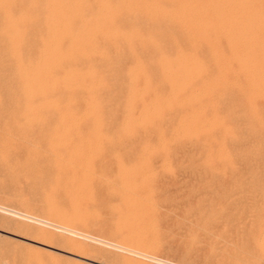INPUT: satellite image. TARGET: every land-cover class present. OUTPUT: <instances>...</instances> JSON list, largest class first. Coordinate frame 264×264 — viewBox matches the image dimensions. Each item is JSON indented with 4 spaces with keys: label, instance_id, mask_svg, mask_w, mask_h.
Wrapping results in <instances>:
<instances>
[{
    "label": "rangeland",
    "instance_id": "1",
    "mask_svg": "<svg viewBox=\"0 0 264 264\" xmlns=\"http://www.w3.org/2000/svg\"><path fill=\"white\" fill-rule=\"evenodd\" d=\"M48 1L57 0H0V264H264V243H261L264 240L260 238L264 235V228L261 229L264 227V121L261 117L256 123L257 119L251 115L248 99L243 95L249 83L240 75L239 66L220 64V59L227 56L224 39L215 42V36L209 35V31H204L206 34L202 37L198 35L200 29L194 27L185 42V50L199 56L205 68H210L212 79L200 75L202 81H198L195 89L199 102L189 108L188 114L187 107L166 110L162 105L159 117L141 121L139 111L143 103L152 101L150 98L161 102L163 97L169 96L170 92L159 85L163 80L157 83L153 94L146 93L145 82L129 86V76L117 86L112 83L122 81L130 66H140L147 72V78H154L150 76L155 74V67L146 60L149 49L141 51L145 42H134L139 30L156 32L155 27L146 25L160 20L159 14L146 10L149 0H129L126 5L136 13L124 12L118 0H110L113 25L130 23L121 31L122 40L110 37L103 29L89 30V19L82 24L75 21L83 15L88 18L90 11H97L91 7V1L58 0L59 8L68 4L74 9L68 32L59 26L58 13L61 16L62 12L58 5L51 13L45 10ZM211 1L200 2L205 14L209 13L207 6ZM255 7L263 18L264 0L256 1ZM237 10L239 8L231 7L228 12ZM47 12L54 16L48 25L43 19ZM9 16L19 29L22 17L26 20L27 26L23 27L30 36L21 55L13 48L16 33L5 20ZM35 18L40 19L38 24ZM53 34L62 38L59 51L50 43ZM124 38L133 43L128 45ZM163 38L154 36L160 44L159 50L169 51L171 46L162 43ZM197 38L201 42H196ZM208 50L217 52L218 58H210ZM49 51L47 66L51 71H47L46 76L54 86L46 90L60 91L65 86L69 93L39 99L35 94L42 83L36 82L31 74L35 68L43 66L40 54ZM27 66L29 74L23 73V67ZM219 68L222 71H218ZM22 73L29 75V80L35 84L28 103L23 95L26 88L19 79ZM81 75L94 77L97 88L87 92L90 79ZM211 82L212 87H209ZM101 87L105 88L101 90ZM234 87L242 91L238 93ZM131 92L135 95L124 104L125 95ZM142 94H147V101L144 97L143 102H137ZM69 96L76 97L78 103L70 101ZM90 98L99 101V107L92 111L83 107ZM187 98L185 96V103ZM53 101L57 103L55 111L46 107L53 105ZM255 108L259 117H264V106L258 103ZM130 110L135 116L124 124ZM182 114L201 117L178 133L179 129L174 127ZM60 120L64 123L57 126ZM213 122L217 126H213ZM255 124L261 126V132ZM134 165L139 170H135ZM128 176L136 179L127 180ZM122 177L128 182L132 180L130 186L122 182ZM134 180L136 186L132 184ZM121 183L128 184V188ZM72 184L75 185L71 187ZM82 185L91 191L87 194L83 187L86 194L82 193ZM72 197L75 202L69 204ZM81 205L85 211L83 223L60 227L57 222L60 214V218L75 217L71 207L81 212ZM120 217L123 221L128 219L126 224L131 223L134 228L130 229L129 224L123 228L122 219L117 223ZM134 218L138 222L141 219L144 226L142 222L141 226L132 223ZM115 224H120L121 228ZM120 233L133 238L130 242L115 240L113 236ZM143 233L154 238L151 241L159 246L153 243V248ZM135 235L142 238L137 248L133 245Z\"/></svg>",
    "mask_w": 264,
    "mask_h": 264
},
{
    "label": "bare ground",
    "instance_id": "2",
    "mask_svg": "<svg viewBox=\"0 0 264 264\" xmlns=\"http://www.w3.org/2000/svg\"><path fill=\"white\" fill-rule=\"evenodd\" d=\"M41 1V0H40ZM85 1H91L90 4L92 5L91 7H95V9L97 8V11H90L88 15V18H86V15H83L81 16L80 18L78 17L75 21L77 23H85V21H87L88 19V22H87V25H89V30H93V31H96V30H100V29H103L104 31L106 30V33L107 35H109L111 37L112 36H115L116 38H119V39H123L121 35V31H124L123 29L125 28V25L126 27L127 26H130V23H126V24H123V25H120L119 22V25L120 26H114L113 25V18H114V13L109 10V3H110V0H85ZM129 0H118L117 1V4L119 5H122V10L125 12L126 10L131 12V13H134L135 11L130 9L129 6H127V2ZM201 1L203 0H149L147 1V4H146V10L149 11L151 13V11H153V15L154 14H159L158 17L160 16V20L159 21H156V22H152V23H147V27H149L150 25L152 27H155L154 29L156 30V32H154V34L156 36H163V42L162 43H165V44H170L171 48L170 50H166V51H160L159 50V43H157V41L154 40V34H152V32H145L143 30H139L136 34V37L134 39V42L136 43H142V42H145V43H142V44H145L143 46H141L142 48L141 51H146V49H149V52L147 53V56H146V60L147 62H149L151 64L152 67H155V74H153V76H150V77H154L152 79H149L147 78V72L145 70H143L142 67H127L126 70H125V73H124V76H123V79L122 81H116V83H112L113 86H117L119 85V83L123 82V80L126 79L127 76L128 79H130V82L128 81L127 84L129 86H136V85H142L144 82L146 83V85H144L145 89H146V93L149 94H153L155 91H156V88H158V84H159V81L161 82V80H163V83L159 84L163 87L164 90L170 92V94H168L169 96H165L163 97L162 101L159 102V101H156L154 100L153 98H150L152 99V101L150 100L149 103H143V109L142 111H139V113L141 112V114H139V117L141 118V121L142 120H145V119H154L156 117H159L160 116V113H161V108H162V105L164 106L163 108L164 109H168V110H171L172 108H185L187 107L186 109L189 112L190 109L193 108V106L196 104V102L198 101V95H196V87L198 86V81L201 80V77L200 75H202L203 77L205 76L206 78H209L210 75H209V72H211L209 69L210 68H205L204 64H203V61H201V59L199 58V56H197L196 53H193L192 51H186L185 50V42L188 41L189 37L192 35L191 34V31L193 30V28L195 27L196 29H200V33L198 35H202V37H204V35L206 33H204V31H209V35H212V36H215L213 38L215 42H219V39H224V43H225V48H224V51H227V56H225L224 58H221L220 59V64H222V66L224 67V65L226 64H229V63H233L238 65L239 68L241 69V73L240 75L242 77H244L246 79V81L249 83L247 86V91H245L246 94H243L244 97H247L248 99V103L251 107V115L253 116V118L257 119L255 122L258 123L260 119V121L262 120L263 118V121H264V117L263 116H260L259 117V111L257 108V105L258 103H261L263 106H264V24H261L260 22L264 21V17L262 18L261 15H259L256 11V1L258 2V0H213L209 3V5L207 6L208 9H209V13H204L202 11V7L203 5L200 3ZM210 1V0H209ZM209 1L206 0V3H208ZM61 2V1H60ZM236 2V3H235ZM32 3V1H31ZM51 3V5H50ZM203 3V2H202ZM45 4H47V7H45V10H49L50 13L51 11H54V8L58 7L59 8V1H48L47 3L45 2ZM63 4V3H62ZM1 5V3H0ZM15 5V4H14ZM34 5V4H32ZM67 6L65 5H62L61 8H59V11L61 10V16H60V13H58L59 15V20L61 21V24H59V26H62L63 30L65 32H68L71 28V20H70V17L71 14L74 13V9L66 4ZM30 6V5H29ZM36 8H40V7H37L38 5H35ZM10 7V6H9ZM33 7V6H32ZM231 7H235V8H239V10L237 11H233V12H228V9L231 8ZM88 8V6H87ZM121 8V7H120ZM127 8V9H126ZM29 9V8H28ZM1 10V9H0ZM3 10H5L3 8ZM2 11V10H1ZM48 11V12H49ZM126 11V12H127ZM205 11V10H204ZM6 12V11H5ZM30 12V11H29ZM47 12V13H48ZM128 12V13H129ZM260 12V11H259ZM136 13V12H135ZM140 13V12H139ZM8 15V14H7ZM90 15V16H89ZM6 16V14H5ZM28 16V15H27ZM132 16V15H131ZM147 16V15H146ZM21 17V16H20ZM86 18V19H85ZM214 18V19H212ZM32 19V18H31ZM47 24H51V21L54 19V16L52 14H49L44 16L43 18ZM4 20V19H3ZM5 20L9 22L8 26L11 30H13L16 34L15 36V40H14V45H13V48L16 49L19 53V55H21V52L23 51L24 49V46L26 44V41L29 40V31L25 30V26L26 25V20L22 17V20L19 22V26L22 27L21 29L19 28H16L14 27V24H13V19H11V17L9 16L8 17V20L6 19L5 17ZM20 20V19H19ZM58 20V19H57ZM156 20V19H155ZM212 20H214V22L212 23ZM31 21V20H30ZM34 21V20H32ZM151 21H153L151 19ZM35 23H39L40 22V19L39 18H35ZM42 22V21H41ZM74 22V21H73ZM2 23V22H1ZM16 23V22H15ZM28 23H29V19H28ZM32 23V22H31ZM45 22H43L44 24ZM6 24V23H5ZM57 24V23H56ZM4 25V24H3ZM27 26V25H26ZM50 26V25H49ZM52 26V25H51ZM44 27V26H43ZM36 28V27H35ZM48 28V27H47ZM50 28V27H49ZM48 28V29H49ZM145 28V27H142V29ZM115 29V30H113ZM154 30V31H155ZM117 31V32H115ZM202 31V32H201ZM51 32V31H50ZM53 32V30H52ZM6 33V32H5ZM54 33V32H53ZM4 35V34H2ZM7 36V35H5ZM220 36V37H219ZM1 37V36H0ZM11 37V36H10ZM63 37V36H61ZM222 37V38H221ZM12 38V37H11ZM50 38V37H49ZM162 38V37H161ZM201 38V37H199ZM2 39V37H1ZM5 39V38H4ZM44 39V38H43ZM103 39V38H102ZM198 39V38H197ZM195 39V41L197 40ZM11 40V39H10ZM9 40V41H10ZM208 40V38H207ZM43 41V40H42ZM125 43H126V39L124 38L123 40ZM131 41V40H130ZM128 42V45H131L132 43L131 42ZM201 40L198 39L196 42H198ZM36 42V41H35ZM61 42H62V38H58L57 35L53 34L51 35V41L50 43H53V45L55 46V51L56 50H60L59 48V45H61ZM78 41L76 40L75 41V44L77 43ZM93 42V41H92ZM192 42V41H191ZM190 42V43H191ZM196 42H194L196 44ZM131 43V44H130ZM12 44V43H11ZM42 44H44V41L42 42ZM113 44V43H112ZM200 44V43H199ZM207 44V43H206ZM87 45H90V43H87ZM201 45V44H200ZM211 45V44H210ZM224 45V44H223ZM44 46V45H43ZM73 46V45H72ZM115 46V45H114ZM206 46H209V44H207ZM212 46V45H211ZM49 47V46H48ZM203 47V46H202ZM31 48V47H30ZM201 48V46L199 47V49ZM209 48V47H208ZM213 49V47H211ZM221 48V47H220ZM193 49V48H192ZM198 49V50H199ZM245 49V50H244ZM93 50V49H92ZM95 50V49H94ZM113 50L115 51L116 49L113 48ZM57 51V52H58ZM210 51V58H218L216 56V53L211 50H208ZM219 51V49H218ZM61 52V51H60ZM214 52V53H213ZM14 53V52H12ZM50 51L49 52H43L40 54V59L42 60V65L40 68L38 66V69L35 68V70L32 72L31 75H33V78L36 80V82H41L42 85H41V88L38 89L36 91V96L39 98V99H45L47 97H50L52 96V94H55V95H59V94H64V95H67L69 93V90L68 88H66L65 86H63L61 88V90H57V91H54L52 90L53 88H51V90H46L48 87H53L54 86V82L50 81L49 77L46 76V72L47 71H51V68H49L47 66L48 64V61H47V57L49 55ZM222 53V52H221ZM224 53V52H223ZM229 53V54H228ZM53 54V53H52ZM135 56V55H134ZM133 56V57H134ZM219 56V55H218ZM221 56V54H220ZM51 57V56H50ZM70 57V56H69ZM58 58V56H57ZM83 58V57H82ZM261 58V59H260ZM15 59V57H14ZM86 59V58H85ZM260 59L261 62H258ZM12 60V59H11ZM16 60V59H15ZM50 60V59H49ZM63 60V59H62ZM216 60V59H215ZM214 60V61H215ZM18 61V60H17ZM16 61V62H17ZM84 61V60H83ZM218 61V60H217ZM72 63V62H71ZM95 63V62H94ZM213 63V62H212ZM40 64V63H39ZM85 64V63H84ZM216 65H218V63H215ZM214 64V65H215ZM224 64V65H223ZM26 65V64H25ZM55 65V64H54ZM93 65V64H92ZM122 65V64H121ZM20 66V65H19ZM67 66V65H65ZM61 67V66H60ZM76 67V66H75ZM218 67V66H216ZM232 67V66H231ZM19 68V67H18ZM21 68V67H20ZM27 74L28 73V70H29V66L27 67H23ZM226 68V66H225ZM224 68V69H225ZM238 68V70H239ZM32 69V68H31ZM145 69V68H144ZM220 70L218 71H222L221 68H219ZM229 69V67H228ZM233 69V68H232ZM15 70V69H14ZM21 70V69H20ZM231 70V69H230ZM237 70V71H238ZM17 71V70H16ZM15 71V72H16ZM236 71V73H237ZM20 72V71H19ZM240 72V71H239ZM21 73V72H20ZM20 74L19 75V79H21L20 81L22 82L24 88L25 89V95L24 97H26V102L27 101H30L32 99V94H33V91H32V88L33 86V83L31 82V80H29L28 76L29 75H25L23 76L24 74ZM230 74V72H228ZM232 73V72H231ZM19 74V73H18ZM218 75H220L218 73ZM216 75V76H218ZM235 75V74H234ZM81 76H84V77H87V80L90 79V85L87 86L86 88V91L87 92H92L94 89L97 88L98 86V82L94 79V77H90L88 78V76L86 75H81ZM30 77V76H29ZM82 78V77H81ZM227 78V77H226ZM225 78V79H226ZM230 78V77H229ZM237 78V77H236ZM63 79V78H62ZM66 79V78H65ZM203 79V78H202ZM210 79H212L210 77ZM219 79V78H217ZM33 80V79H32ZM209 80V79H208ZM222 80V79H221ZM227 80V79H226ZM239 80V79H238ZM202 81V80H201ZM210 81V80H209ZM224 81V80H222ZM221 81V82H222ZM229 81V80H228ZM245 81V80H244ZM204 82V81H203ZM226 82V81H225ZM230 82V81H229ZM235 82V81H234ZM233 82V84H234ZM158 83V84H157ZM220 83V82H219ZM227 83V82H226ZM232 83V82H231ZM238 83V82H237ZM201 84V83H200ZM223 84V83H222ZM220 84V87L221 85ZM155 85V86H154ZM210 85V84H209ZM227 85V84H226ZM229 85V84H228ZM223 86V85H222ZM229 86H233V85H229ZM239 87V85H237ZM40 87V86H39ZM79 87V86H78ZM201 87V86H200ZM209 87H212V82H211V85ZM216 87H217V90L219 88V85H218V82L216 83ZM224 87V86H223ZM227 87V86H226ZM242 87V86H241ZM105 87H101L100 89H104ZM240 88V87H239ZM83 89V88H82ZM98 89V90H100ZM107 89V88H106ZM128 89V88H127ZM162 89V90H163ZM231 89V88H229ZM234 89H237V92L240 93V89H238L237 87H234ZM97 90V91H98ZM158 90V89H157ZM213 90V89H212ZM211 90V92H212ZM17 92V91H16ZM105 92V91H103ZM201 92V91H200ZM206 92L207 89H206ZM215 92V91H214ZM49 93V94H48ZM209 93V92H208ZM221 93V92H219ZM19 94V93H18ZM147 94H142L140 98H137V102L139 101H144V97L147 96ZM135 93H127L125 95V98H124V101L123 103L125 104V102L132 96H134ZM208 95V94H207ZM217 95V94H216ZM185 96L188 97L187 98V101L185 103ZM208 97V96H206ZM18 99V98H17ZM135 99V98H134ZM146 99V97H145ZM161 99V98H160ZM244 99V98H242ZM69 100L70 101H75V103H78L77 101V98L73 97L72 96H69ZM68 100V101H69ZM202 100V99H200ZM212 100V99H211ZM147 101V99H146ZM203 101V100H202ZM215 101V100H214ZM136 102V101H135ZM199 102V101H198ZM28 103V102H27ZM74 103V102H73ZM82 103V102H81ZM80 103V104H81ZM83 104V103H82ZM212 104V103H211ZM75 105V104H74ZM200 105V104H199ZM256 105V106H255ZM27 106V105H26ZM132 106V105H131ZM229 106V105H228ZM42 107V105H41ZM48 108H50V110H56L57 108V103L55 101H53V105L51 104V106H46ZM71 107V106H70ZM82 107V106H81ZM84 109H96L99 107V101L96 100L95 98H90L88 102L84 103L83 105ZM230 107V106H229ZM233 107V106H232ZM73 108V107H72ZM141 108V107H140ZM190 108V109H189ZM263 108V107H262ZM43 109V108H41ZM46 109V108H45ZM71 109V108H70ZM75 109V108H74ZM32 110V109H31ZM138 110V109H137ZM214 110L216 111V109L214 108ZM212 110V111H214ZM250 110V109H249ZM260 110V109H259ZM34 111H36L34 109ZM59 111V110H58ZM92 111V110H91ZM173 111V110H172ZM192 111V110H191ZM29 112V111H28ZM160 112V113H159ZM168 112V111H167ZM218 112V111H217ZM230 112V111H229ZM261 112V111H260ZM15 113V112H14ZM18 113V112H17ZM15 113V114H17ZM92 114H94L93 112H91ZM193 113V111H192ZM215 113V112H214ZM239 113V112H238ZM21 114V112H20ZM30 114V113H29ZM38 114V113H36ZM90 114V113H89ZM129 114L130 116L127 118V120L125 121L124 124H127L130 120V118H133V116H135V112L134 111H129ZM168 114V113H167ZM188 114V113H187ZM204 114V113H203ZM242 114V113H241ZM19 115V114H18ZM165 115V114H164ZM183 115V114H182ZM180 115V121L177 125V127H174V129H179L178 130V133L179 132H182L185 130V126L188 125L190 122H193V121H196L198 122L197 120L199 119L200 120V117L201 116H197L198 119H196V116H192V115ZM236 115V114H235ZM90 116V115H89ZM25 117V115H24ZM42 117V116H41ZM154 117V118H153ZM195 117V118H194ZM204 117V116H203ZM206 117V115H205ZM262 117V118H261ZM1 118V117H0ZM27 118V117H26ZM23 119V117H22ZM37 119V118H36ZM160 119V118H159ZM163 119V118H162ZM205 119V118H204ZM5 120V119H4ZM10 120V119H9ZM40 120V119H39ZM42 120V119H41ZM53 120V119H52ZM164 120V119H163ZM206 120V119H205ZM219 120V119H218ZM249 120V119H247ZM31 121V120H29ZM260 122V123H263ZM34 122V121H33ZM178 122V121H177ZM220 122V120H219ZM64 122H62V120H60L57 124V126H60L62 125ZM211 123V122H210ZM214 123V122H213ZM218 123V122H217ZM221 123V122H220ZM219 123V124H220ZM236 123V122H235ZM11 124V123H10ZM90 124V123H89ZM205 124V123H204ZM218 124V125H219ZM222 124V123H221ZM46 125V124H45ZM56 125V124H55ZM135 125V124H134ZM206 125V124H205ZM216 124L214 123L213 126H215ZM8 126V125H7ZM21 126V125H20ZM36 126V125H35ZM38 126V125H37ZM194 126V125H193ZM217 126V125H216ZM221 126V125H219ZM224 126V125H223ZM255 126H258V132H261L262 129H261V126L260 125H256ZM95 127V126H94ZM33 128V127H32ZM77 128V127H76ZM6 129V128H5ZM72 129V128H71ZM168 129V128H167ZM184 129V130H183ZM228 129H229V126H228ZM94 130V129H93ZM204 130V129H203ZM5 131V130H4ZM3 131V132H4ZM77 131V130H76ZM95 131V130H94ZM189 131V130H188ZM226 131V130H225ZM229 131V130H227ZM226 131V133H227ZM12 132V131H11ZM177 132V131H176ZM204 132V131H203ZM209 132V131H208ZM215 132V131H214ZM232 132V131H231ZM10 133V132H8ZM6 133V134H8ZM37 133V132H35ZM57 133V132H56ZM76 133V132H75ZM175 133V131H174ZM185 133V132H184ZM183 133V134H184ZM224 133V132H223ZM5 134V136H7ZM99 134V133H97ZM96 132H95V135H97ZM182 134V133H181ZM196 134V133H195ZM11 135V134H10ZM129 135V134H128ZM185 135V134H184ZM198 135V134H197ZM231 135V134H230ZM1 136V135H0ZM15 136V135H14ZM94 136V135H93ZM83 137V136H82ZM85 137V136H84ZM161 137V136H159ZM196 137V136H195ZM1 138V137H0ZM13 138V137H12ZM80 138V137H79ZM133 138H135V136H133ZM189 138V137H188ZM3 139V138H2ZM7 139V138H6ZM10 139V137H9ZM19 139V138H18ZM137 139V137H136ZM142 140V139H141ZM160 140H163L160 138ZM5 141V140H4ZM10 141H13V140H10ZM26 141V140H25ZM7 142V140H6ZM9 142V141H8ZM1 143V142H0ZM15 143V142H14ZM162 143V142H160ZM183 143V142H182ZM3 144V143H2ZM7 144V143H6ZM18 144V143H16ZM205 144V143H204ZM182 145V144H181ZM11 148V145H7ZM215 146V144H214ZM138 147V146H137ZM144 147V146H143ZM165 148V147H164ZM202 148V147H201ZM14 149V148H13ZM24 150L26 151V149L24 148ZM146 150V149H145ZM143 150V152L145 151ZM156 150V149H155ZM22 151V150H21ZM150 151V150H149ZM207 151V150H206ZM152 152V150L150 151ZM165 152V151H163ZM24 153V152H23ZM167 153V152H166ZM211 156V155H210ZM228 156V155H227ZM213 158V157H212ZM61 159V157H60ZM64 160V158H62ZM93 160V159H92ZM213 160V159H212ZM66 161V160H65ZM68 161V160H67ZM69 162V161H68ZM72 163V162H70ZM135 164V163H134ZM6 165V164H5ZM75 165V164H74ZM77 165V164H76ZM143 165L146 166V163ZM143 165H140L143 167ZM133 166V165H132ZM136 166L138 167L139 165L136 164ZM134 165V169L137 170L138 168ZM79 167V165L77 166ZM133 169V170H134ZM85 170V169H84ZM139 170V169H138ZM127 175V174H126ZM39 176V175H38ZM43 176V174H42ZM127 177V176H125ZM129 177V176H128ZM38 178V177H37ZM87 178V177H86ZM123 178V177H122ZM135 177L134 176H130L127 180H130V179H134ZM126 178H123V181L122 182H128V181H125ZM136 179V178H135ZM9 181V180H8ZM132 181V180H131ZM128 182L129 186H130V182ZM34 182V181H33ZM59 182V181H58ZM135 180L132 182V184L135 185ZM75 183V182H74ZM56 184V183H55ZM123 184V183H121ZM128 184H126L128 186ZM132 184H131V189L133 190V187H132ZM75 184H72V186H74ZM85 185V184H83ZM81 187V189L84 187L86 188L85 186ZM125 185V184H123ZM124 186L126 188H128L127 186ZM138 185V184H137ZM63 186V185H62ZM136 186V185H135ZM135 186H134V189H135ZM11 187V186H10ZM54 188H57L56 185H53ZM87 187H89V185H87ZM60 188V187H58ZM64 188V187H63ZM62 189V188H60ZM130 189V191H131ZM65 190V189H64ZM84 193L85 189H82ZM88 190V191H87ZM89 188H86V192L87 194L89 193ZM136 190V189H135ZM91 191V190H90ZM64 192V191H63ZM74 192V191H73ZM85 192V194H86ZM133 193V192H132ZM131 193V194H132ZM4 194V193H3ZM66 194V193H65ZM64 194V195H65ZM73 194V193H72ZM129 194V195H131ZM127 196L128 198H130V196ZM66 198V197H65ZM68 198V197H67ZM124 198V197H123ZM127 198V199H128ZM91 201V200H90ZM20 202V201H19ZM74 198L72 197L71 200H70V203L69 204H72L74 203ZM80 202V201H79ZM21 203V202H20ZM47 203V202H46ZM83 203V202H82ZM81 203V204H82ZM84 203H87V202H84ZM25 204V203H24ZM83 205V204H82ZM82 205H81V208H82ZM87 204H84V207L86 206ZM76 206V205H75ZM46 207H49L48 205ZM55 207V206H54ZM53 207V208H54ZM83 207V208H84ZM51 208V207H50ZM73 209V213H74V216L75 217H71V218H60L61 217V214H60V217L58 218L57 222L60 224V227H67L69 226L70 224H74V222H77L79 223L80 225L83 223V213L85 211H83V208L80 212V210H78L77 208L75 209V207H71V210ZM80 208V207H79ZM88 207L86 206V210ZM222 208V207H221ZM50 210V209H49ZM48 210V211H49ZM54 210V209H53ZM52 210V212H53ZM56 210V209H55ZM54 210V211H55ZM62 210V209H61ZM60 211V210H59ZM232 211V210H231ZM62 212V211H61ZM67 212V211H66ZM120 212V211H119ZM55 213V212H54ZM82 213V214H81ZM53 215V214H52ZM57 215V214H55ZM63 215V214H62ZM120 215V214H119ZM66 216V215H65ZM77 216V217H76ZM81 217V219L79 217ZM121 216V215H120ZM22 217V216H21ZM57 217V216H56ZM228 217V216H226ZM125 217L123 216V219ZM24 219V218H23ZM29 219V218H28ZM79 219V220H78ZM121 217L118 219L119 221H117V223L121 221ZM122 219V224L121 226L124 228V227H127V223L126 222L128 221V219H126L127 221H123ZM135 219V218H134ZM131 220L132 223L135 222V224H139L141 226V222L142 220L139 219V221L141 222H138L137 218L135 220ZM263 219V218H261ZM247 221V219H246ZM125 222V223H124ZM123 223L124 225L126 224V226H123ZM263 223V221H262ZM5 225V224H4ZM115 225H118V224H115ZM120 225V224H119ZM118 225V228L120 229L121 226ZM138 225V226H139ZM129 228L130 227H133V224H129L128 225ZM142 226H144L143 222H142ZM254 226V225H253ZM50 227V226H49ZM255 227V226H254ZM118 228H115L118 230ZM132 228V229H133ZM252 228V227H251ZM264 228L263 226L261 227V229ZM56 229V228H55ZM126 229V228H125ZM131 229V228H130ZM129 229V230H130ZM143 228L141 227V230ZM259 231L261 230L260 229V226L258 227ZM122 230V229H121ZM124 230V229H123ZM122 230V231H123ZM128 230V229H127ZM145 231V228L143 229ZM142 230V232H143ZM252 230V229H251ZM250 230V231H251ZM263 231V229H262ZM118 232V231H117ZM120 232V231H119ZM131 232V231H130ZM132 233V232H131ZM139 233V232H138ZM146 233V231H145ZM145 233H143L145 237H147L145 235ZM251 233V232H250ZM259 233H262V232H259ZM264 233V231H263ZM125 234V233H124ZM142 234V233H141ZM140 234V235H141ZM137 235V234H136ZM135 235V244L133 243V245L136 247H139L140 246V242L142 241V238L141 237H136ZM134 236V235H133ZM264 236V235H262ZM260 237L262 238L261 240H264V237ZM113 238L115 240H119V241H128L130 242L132 240L133 237H131L130 235H122L121 233L118 234V235H114ZM150 238V237H149ZM149 238L147 237L148 241H150L152 243V247L154 248L153 246V243H155V245L157 244L156 241H151V239L153 240L154 238ZM145 239V240H147ZM91 240V239H90ZM155 240V239H154ZM72 241V240H71ZM147 241V242H148ZM146 242V243H147ZM249 242V241H248ZM247 242V243H248ZM264 243V241H261V243ZM150 243V244H151ZM72 244V242H71ZM145 244V243H144ZM149 244V242L147 243V245ZM142 245V244H141ZM146 245V247H147ZM159 246V243L157 244ZM247 245V244H246ZM264 244H262V247H263ZM143 246V245H142ZM157 246V247H158ZM238 246V245H237ZM259 246V245H257ZM71 247V245H70ZM83 247V246H82ZM136 247V248H137ZM150 246L148 245L147 248H149ZM151 247V248H152ZM261 246H259L258 248L260 249ZM261 247V248H262ZM86 248V247H85ZM230 248V247H229ZM239 248V247H238ZM245 248V246H244ZM72 249V248H71ZM242 250V249H241ZM258 250V249H257ZM80 251V250H79ZM259 251V250H258ZM85 253V252H84ZM247 253V252H246ZM132 254V253H131ZM84 257V256H83ZM126 259V258H125ZM125 259H123L125 261ZM128 261H125V262H128L129 263V259H126ZM163 261V260H162ZM123 262V261H122ZM132 262V261H131ZM134 263V262H133ZM131 264V263H130ZM135 264V263H134Z\"/></svg>",
    "mask_w": 264,
    "mask_h": 264
}]
</instances>
